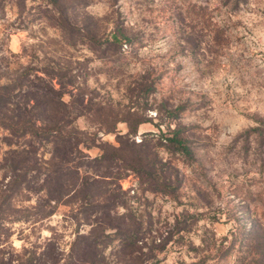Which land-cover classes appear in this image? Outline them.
I'll return each instance as SVG.
<instances>
[{
  "label": "rangeland",
  "instance_id": "374dc122",
  "mask_svg": "<svg viewBox=\"0 0 264 264\" xmlns=\"http://www.w3.org/2000/svg\"><path fill=\"white\" fill-rule=\"evenodd\" d=\"M116 29L133 43L111 49ZM56 66L94 143L54 153L0 126V264H264V0H0V89L24 73L59 88ZM127 111L144 119L130 141L177 134L191 155L153 148L155 181L121 162L97 175Z\"/></svg>",
  "mask_w": 264,
  "mask_h": 264
},
{
  "label": "trees",
  "instance_id": "16d2710c",
  "mask_svg": "<svg viewBox=\"0 0 264 264\" xmlns=\"http://www.w3.org/2000/svg\"><path fill=\"white\" fill-rule=\"evenodd\" d=\"M64 20L66 22V19ZM68 25L70 26L63 24L62 28L65 32L73 28V31L77 34L75 39H87L90 45L99 46L102 44L100 42L102 39L97 38L93 33L86 32V30L79 27H71L69 23ZM69 35L70 39H74L73 34ZM106 40L110 48L114 50L117 46L121 47L123 43H133L134 38L125 34L123 29H116L112 32L111 37ZM54 68L56 69L54 71L55 76L60 84L59 88H56L51 80L47 81L38 76L41 83L45 82L46 85L45 87L37 85L38 92H32L33 85L29 84L31 79L25 73L15 83L4 84V87H1L0 126L6 129L13 137H34L41 141L51 142L54 146V153L63 154L66 152L68 154L75 151L81 152L78 149L79 146L81 144L85 146H88L90 143L93 144L95 138L83 136L85 132L79 130L75 124L77 115H81V111L75 112L77 100L73 99L77 95L74 91V89H77V76L72 70L68 69L62 72L63 70L57 68V66ZM67 93L71 97L69 100L65 99ZM83 97L82 95L80 96L81 101H84ZM32 101L35 103L32 104ZM84 107L94 111L95 116L93 115V117L99 121L100 130H105L106 132L116 130L117 122L120 121L118 119L120 115L117 112L114 114L111 107H108L107 111H105L103 104L100 103V105L93 107L92 101H89V103L87 101V104L84 103ZM137 115L139 116V112L131 113V111H127V119L125 121L128 123L129 131L124 135L118 134L117 141L119 145L111 146L105 144L102 146L103 153L100 156L91 158V163L97 165H91L97 167L98 170H95L99 172L97 175L107 176L105 173L113 168H119L121 162L122 168L137 171L139 174H145L148 180L155 181L154 177H157V174L161 175L162 170L160 168L161 163L157 161L153 148L168 144L172 147L177 145L178 148L176 150L181 154L191 155L190 148L186 146V140L178 137L177 134L164 138L162 135H153V137L148 138L146 141L142 139L138 143L134 140L130 141V138L137 134L139 124L144 121V119L136 118ZM155 137L161 144H157V142L153 143ZM102 169H105L107 172L104 173Z\"/></svg>",
  "mask_w": 264,
  "mask_h": 264
},
{
  "label": "built area",
  "instance_id": "2783aa9c",
  "mask_svg": "<svg viewBox=\"0 0 264 264\" xmlns=\"http://www.w3.org/2000/svg\"><path fill=\"white\" fill-rule=\"evenodd\" d=\"M140 141V140H139Z\"/></svg>",
  "mask_w": 264,
  "mask_h": 264
}]
</instances>
